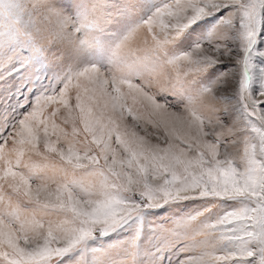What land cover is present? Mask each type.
Returning <instances> with one entry per match:
<instances>
[{
    "label": "snow or ice",
    "instance_id": "snow-or-ice-1",
    "mask_svg": "<svg viewBox=\"0 0 264 264\" xmlns=\"http://www.w3.org/2000/svg\"><path fill=\"white\" fill-rule=\"evenodd\" d=\"M262 32L264 0H0L25 97L0 109V264H143L146 231L174 264H264Z\"/></svg>",
    "mask_w": 264,
    "mask_h": 264
},
{
    "label": "rangeland",
    "instance_id": "rangeland-1",
    "mask_svg": "<svg viewBox=\"0 0 264 264\" xmlns=\"http://www.w3.org/2000/svg\"><path fill=\"white\" fill-rule=\"evenodd\" d=\"M67 3H70L71 0H66ZM215 22V21H214ZM262 36H264V32L261 33ZM89 57L85 56L82 58V62H87ZM12 87V85L8 86H2L0 85V109H3L4 107H9V110L15 109L19 103L24 101L25 97L23 95H15L13 96L11 92L8 91V88ZM166 213L164 210H160V213L158 216L155 217V219L158 220H165L166 219ZM152 213L148 214V217H146V223H150L152 220ZM135 231L134 225H128L125 226L124 229H121L119 232L114 233L111 237L105 238V241L111 242L115 240H124L128 236H130ZM161 245H163V248H161ZM91 247H97L98 245L96 242H90ZM160 249L159 252L156 250ZM165 250L167 251V254L165 255ZM142 261L143 264H158L157 257L160 256L163 259V264H174L177 253L171 249V247L167 244V242L163 238H159L156 236H153L151 233H148L146 231V234L142 238Z\"/></svg>",
    "mask_w": 264,
    "mask_h": 264
}]
</instances>
